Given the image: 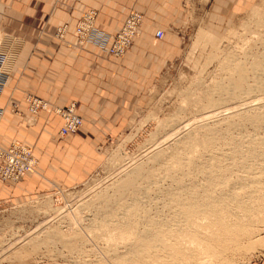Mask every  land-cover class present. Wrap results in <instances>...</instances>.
<instances>
[{"label":"rangeland","instance_id":"374dc122","mask_svg":"<svg viewBox=\"0 0 264 264\" xmlns=\"http://www.w3.org/2000/svg\"><path fill=\"white\" fill-rule=\"evenodd\" d=\"M179 3L90 179L0 204V264H264V0Z\"/></svg>","mask_w":264,"mask_h":264},{"label":"crops","instance_id":"0c3cea01","mask_svg":"<svg viewBox=\"0 0 264 264\" xmlns=\"http://www.w3.org/2000/svg\"><path fill=\"white\" fill-rule=\"evenodd\" d=\"M179 2L0 0V53L6 55L1 72L8 77L0 97L4 110L0 147L20 144L38 159L36 171L21 181L0 179V204L25 205L90 179L102 160L101 148L128 126L149 82L171 60L176 46L166 40L168 35L162 40L155 36L165 28L167 17L182 14ZM212 2L213 10L226 6L240 15L253 4V0ZM87 11L99 12L96 27L110 37L123 28L131 11L140 12L145 19L142 39L124 58L93 43L76 47L75 27ZM62 26H68L64 39L56 36ZM28 96L46 101L48 110L30 115ZM71 104L77 105L85 123L77 134L61 137L63 122L54 108Z\"/></svg>","mask_w":264,"mask_h":264},{"label":"built area","instance_id":"2783aa9c","mask_svg":"<svg viewBox=\"0 0 264 264\" xmlns=\"http://www.w3.org/2000/svg\"><path fill=\"white\" fill-rule=\"evenodd\" d=\"M98 17L99 12L97 11H87L82 15L81 20L75 27V35L77 37L75 46L83 48L87 43H93L103 48L111 56L124 58L141 35L144 24L143 14L131 11L123 28L114 37H110L103 31H98L96 27ZM67 30L68 26L60 27L56 36L64 39ZM155 37L162 40L165 37V32L158 30ZM5 59V53H0V97L8 82L7 72H1ZM26 101L29 113L34 117L49 108V104L46 101L36 96H28ZM54 113L63 122L60 130L61 137L77 134L84 126L85 121L78 114L76 104H71L67 108H54ZM3 114L4 110L0 108V120ZM0 159L3 160V165L0 167V179L4 182H19L27 175L33 174L38 166V159L34 155L33 150L15 143L7 149L0 147Z\"/></svg>","mask_w":264,"mask_h":264},{"label":"bare ground","instance_id":"6f19581e","mask_svg":"<svg viewBox=\"0 0 264 264\" xmlns=\"http://www.w3.org/2000/svg\"><path fill=\"white\" fill-rule=\"evenodd\" d=\"M170 141V140H169ZM211 202V201H210ZM180 217V216H179Z\"/></svg>","mask_w":264,"mask_h":264}]
</instances>
